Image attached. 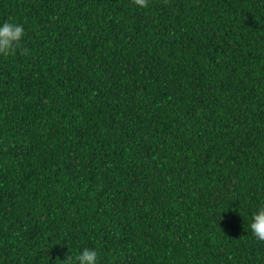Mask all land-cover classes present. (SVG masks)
Segmentation results:
<instances>
[{
	"label": "trees",
	"instance_id": "16d2710c",
	"mask_svg": "<svg viewBox=\"0 0 264 264\" xmlns=\"http://www.w3.org/2000/svg\"><path fill=\"white\" fill-rule=\"evenodd\" d=\"M0 264H264V0H0ZM57 261V262H56Z\"/></svg>",
	"mask_w": 264,
	"mask_h": 264
},
{
	"label": "clouds",
	"instance_id": "9594fccd",
	"mask_svg": "<svg viewBox=\"0 0 264 264\" xmlns=\"http://www.w3.org/2000/svg\"><path fill=\"white\" fill-rule=\"evenodd\" d=\"M133 4L139 8H146L148 0H132ZM23 25L10 20L0 24V56L8 57L16 55H28V49L22 47L21 41L24 39ZM252 235L259 241L264 242V207H260L251 217L249 224ZM59 264H98V252L94 249L84 248L76 255L67 254ZM56 261V262H57Z\"/></svg>",
	"mask_w": 264,
	"mask_h": 264
}]
</instances>
